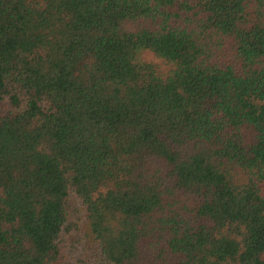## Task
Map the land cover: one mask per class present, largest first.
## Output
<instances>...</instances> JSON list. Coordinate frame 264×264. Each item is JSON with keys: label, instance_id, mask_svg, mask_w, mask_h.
Here are the masks:
<instances>
[{"label": "trees", "instance_id": "16d2710c", "mask_svg": "<svg viewBox=\"0 0 264 264\" xmlns=\"http://www.w3.org/2000/svg\"><path fill=\"white\" fill-rule=\"evenodd\" d=\"M0 264H264V0H0Z\"/></svg>", "mask_w": 264, "mask_h": 264}, {"label": "rangeland", "instance_id": "374dc122", "mask_svg": "<svg viewBox=\"0 0 264 264\" xmlns=\"http://www.w3.org/2000/svg\"><path fill=\"white\" fill-rule=\"evenodd\" d=\"M142 59H144L145 61H148V62H152V63H154V64L157 66L158 70H165V65L163 64V62H162L161 60L155 58L150 52H144V53L142 54ZM75 201H76V200H75V197H74V195L71 193V196H70V199H69L70 207H73V206H75V205L77 206V204H76ZM69 215H70V217H71V215H72L71 210H70ZM71 218H72V217H71ZM71 236H72L73 239L76 238L74 234H72Z\"/></svg>", "mask_w": 264, "mask_h": 264}]
</instances>
